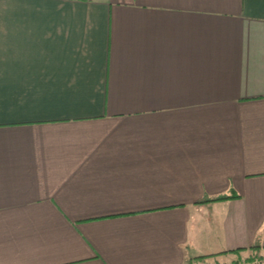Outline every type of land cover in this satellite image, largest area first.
Wrapping results in <instances>:
<instances>
[{
  "label": "crops",
  "instance_id": "obj_1",
  "mask_svg": "<svg viewBox=\"0 0 264 264\" xmlns=\"http://www.w3.org/2000/svg\"><path fill=\"white\" fill-rule=\"evenodd\" d=\"M263 252L264 0H0V264Z\"/></svg>",
  "mask_w": 264,
  "mask_h": 264
},
{
  "label": "rangeland",
  "instance_id": "obj_2",
  "mask_svg": "<svg viewBox=\"0 0 264 264\" xmlns=\"http://www.w3.org/2000/svg\"><path fill=\"white\" fill-rule=\"evenodd\" d=\"M247 256L241 255L240 257H238V259L234 257V259L230 261H227L229 260L228 258L227 260H225L226 261L225 263H217V264H250L248 260L253 258L256 259L254 264H264V252L262 253V255L256 253V257L251 256V258H247ZM259 258L262 259L260 260ZM202 264H215V263L213 261H209V263H202Z\"/></svg>",
  "mask_w": 264,
  "mask_h": 264
},
{
  "label": "trees",
  "instance_id": "obj_3",
  "mask_svg": "<svg viewBox=\"0 0 264 264\" xmlns=\"http://www.w3.org/2000/svg\"><path fill=\"white\" fill-rule=\"evenodd\" d=\"M237 196H222V197H218V198H215V199H212V200H205L203 202H200V203H210V202H218V201H226V200H229V199H235ZM256 249V248H255ZM238 251H242V250H238ZM240 253V252H238ZM260 260L262 258H259ZM255 260L256 259H249V263L250 264H254L255 263Z\"/></svg>",
  "mask_w": 264,
  "mask_h": 264
}]
</instances>
